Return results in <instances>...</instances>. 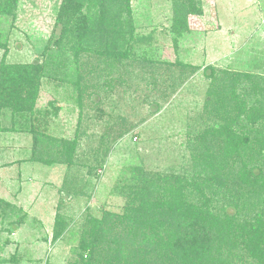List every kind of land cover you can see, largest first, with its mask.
<instances>
[{
  "label": "rangeland",
  "instance_id": "rangeland-1",
  "mask_svg": "<svg viewBox=\"0 0 264 264\" xmlns=\"http://www.w3.org/2000/svg\"><path fill=\"white\" fill-rule=\"evenodd\" d=\"M73 1L67 7L65 0H18L0 12V36L10 44L7 61H39L50 73L36 103L46 122L39 128L48 133L37 149L39 163L21 159L0 172V200L14 206L0 217V257L6 264H82L80 257L92 251V264H125L124 255L126 264H155L169 255L175 260L168 239L177 228L179 203L186 211L205 201L212 210L216 192L246 196L238 179L242 159L199 135L216 123V104L206 106L212 80L205 68L264 83V0H201L203 13L189 14L183 32L175 25L188 7L182 0H128L129 13L126 0L104 1L110 20L130 31L127 39L117 33L122 28L105 24L78 32ZM81 13H88L85 4ZM66 26L76 30L66 33ZM21 122L29 129V115ZM7 124L6 118L1 127ZM47 138L55 143L49 146ZM262 148L255 143L245 164L262 165L263 154L252 157ZM33 149L23 147L19 155ZM61 152L60 162L43 163ZM191 179L196 186L187 185ZM179 187L184 191L176 203ZM168 195L171 209L161 201ZM253 197L245 201L252 216L264 209ZM204 225L213 229L214 241L220 239L216 225ZM145 228L160 230L146 238ZM206 258L211 264H256L246 250L231 253L223 241L221 251Z\"/></svg>",
  "mask_w": 264,
  "mask_h": 264
},
{
  "label": "trees",
  "instance_id": "trees-1",
  "mask_svg": "<svg viewBox=\"0 0 264 264\" xmlns=\"http://www.w3.org/2000/svg\"><path fill=\"white\" fill-rule=\"evenodd\" d=\"M73 0H65V5L69 7ZM75 8L77 12H74V16H78L74 21L77 20V31L83 32L94 30L97 25L105 24L106 29L113 27L122 28L117 33L122 39L131 37L130 31L125 28L123 22L119 20H110V14L105 7V3H111L112 0H74ZM73 1V2H74ZM105 1V3H104ZM187 4L186 13L180 15L178 21L175 20V25L179 26V29L188 30L187 16L189 14L200 15L203 13L201 0H182ZM18 0H0V12L2 9L7 8V11L14 9ZM86 5L87 14H82L81 9L83 5ZM125 10L129 13V2L125 1ZM63 10H67L63 6ZM96 13L95 18L91 16ZM4 13H0L2 15ZM76 16V17H77ZM70 23V22H69ZM90 23V24H89ZM118 23V24H117ZM94 25V28L92 27ZM75 27L68 30L66 26L64 31L69 33L70 31L76 30ZM179 30V31H181ZM183 32V30L181 31ZM9 40L4 39L0 36V50H2V59L0 62V111H10L15 116V121H21L26 115H29V129L28 133L32 136V142L34 149L31 155L27 158L29 162L39 163V157L36 154L37 149L44 138V135L48 136L47 132L41 131L39 127L44 122L43 112L37 110L36 103L39 99L40 89L43 86V79L47 72L46 64L42 65L37 61L34 64H15L7 61V56L10 52ZM117 54L111 53L113 58ZM190 69L195 71L194 67H186L185 70ZM50 73L46 74L48 78ZM205 75L207 78L212 80L209 91L208 99H206V106H216L211 110L214 114L215 122L212 127L201 132L199 135L202 140L209 138L216 141L219 144V151H223L224 154H229L234 157L237 156L243 161V169L238 176L239 185L246 188L245 198L231 199L234 195L232 194H221L215 193V202L212 210L209 206L206 207L205 201L199 208H193L187 205V210L183 211V203L178 204L176 213L178 214V220L175 221V227H177L168 239L171 242L170 251L173 252L175 260L170 255L168 257L162 256V261L155 264H211L212 259L206 258L211 250L221 251V242L226 245V248L231 253L237 248L246 250L249 257L255 261L256 264H264V209L253 216L251 211L246 205V198L254 196L255 193L264 196V83H258L256 78L253 76L247 77L243 80L244 75L231 72L228 69L220 70L214 67L208 66L205 68ZM248 80V83L245 82ZM219 85L217 82H219ZM243 83V86H242ZM81 97L86 94V89L82 91ZM45 114V113H44ZM45 117V116H44ZM17 121V122H18ZM217 124V127L215 126ZM44 129V127H42ZM258 130V131H257ZM262 135L260 138L256 137L260 132ZM47 143L52 146L55 143V139L47 138ZM259 142L263 148L260 152L255 153L256 155L263 154L261 160L262 165L245 164L244 154H250L253 150V145ZM52 142V143H51ZM77 142H70L72 150ZM59 144H66L61 141ZM250 149V150H248ZM63 151V150H61ZM61 153L53 159H45L43 163L51 165L52 162L57 163L61 161ZM70 157V152H65ZM250 163V162H249ZM252 164V163H250ZM197 185L196 179H191L187 182V185L192 187ZM250 187V189L248 188ZM173 199L176 203L182 198V187L176 188ZM254 191V192H253ZM243 192V193H244ZM173 193H170L172 195ZM170 195L166 198H161L164 204L172 208ZM218 198H221L219 200ZM260 204L264 205V198L258 197ZM0 217H3V213L6 211V216L11 211L8 207L11 204L5 203L0 200ZM7 204V205H6ZM11 207H14L11 205ZM138 210V209H137ZM211 210V211H210ZM181 212H186L182 214ZM245 212V214H244ZM185 215H190L189 221L186 220ZM114 215H109V219H112ZM125 219V218H123ZM117 220V219H116ZM139 220L137 219V222ZM210 223V226L216 225L217 232L220 234V239L213 240L214 233L213 229L204 224ZM160 224V222H158ZM149 225V224H148ZM160 230V229H158ZM158 230L156 228H145L143 234L147 237L156 235ZM1 239V238H0ZM221 242H220V241ZM2 240H0L1 243ZM218 241L220 242L218 244ZM146 241H144V244ZM8 244V240L5 241ZM100 244V243H99ZM166 245V244H165ZM167 246V245H166ZM165 246V247H166ZM122 247V245H121ZM151 246L143 247L144 254ZM90 247L85 245L83 251L88 252ZM109 249L112 250V247ZM2 247L0 245V253ZM167 251V247L165 248ZM91 257L93 252H89L88 255H82V264H92ZM164 258V260H163ZM206 259V262H205ZM12 260H14L12 258ZM122 261L125 262V255L122 256ZM145 259H137L133 264H140ZM211 261V262H210ZM6 260L0 257V264H6ZM148 264V263H146Z\"/></svg>",
  "mask_w": 264,
  "mask_h": 264
},
{
  "label": "crops",
  "instance_id": "crops-1",
  "mask_svg": "<svg viewBox=\"0 0 264 264\" xmlns=\"http://www.w3.org/2000/svg\"><path fill=\"white\" fill-rule=\"evenodd\" d=\"M1 59H2V52L0 50V62ZM6 118L8 124L6 127L2 128L1 124L6 123ZM17 121L18 120L15 121V118L11 116V114H6L4 113V111H0V172L3 174L6 173L7 169L12 170V168L16 166L14 164H17L18 166L19 164L21 165L20 163L21 159L26 160L31 155V153H27L28 154L27 157H26L27 154L25 155V157L19 155L22 154L23 147L26 146L30 147L32 146L33 142H32V136L30 133H28L27 127L26 126L24 127L25 124H23L21 121L18 122ZM11 134H13L14 142L8 145V143L11 141L10 139H12ZM7 156H9V158H6ZM3 180H1L0 178V182Z\"/></svg>",
  "mask_w": 264,
  "mask_h": 264
}]
</instances>
